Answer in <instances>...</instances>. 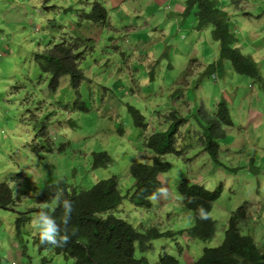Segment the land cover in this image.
Instances as JSON below:
<instances>
[{
    "label": "rangeland",
    "instance_id": "obj_1",
    "mask_svg": "<svg viewBox=\"0 0 264 264\" xmlns=\"http://www.w3.org/2000/svg\"><path fill=\"white\" fill-rule=\"evenodd\" d=\"M217 1L225 8L233 3L227 13L234 45L257 63L263 80L233 72L227 61L207 74L218 43L209 26L196 28L195 9L185 12V0H0V183L14 200L0 207V264H72L34 245V193L59 180L86 190L112 176L122 196L131 193L129 166L149 163L152 153L143 138L166 129L164 117L173 109L187 121L177 136L181 155H166L169 170L158 177L166 195L149 209L123 197L115 214L138 231L171 229L170 237L150 242L143 254L149 264L163 254L185 264L221 243L229 213L242 204L247 220L240 232L264 252V0ZM94 2L106 9L104 25L82 17L94 11ZM63 37L82 41L77 63L85 79L76 90L67 75L51 89L50 75L33 58ZM221 97L230 98L233 128L217 140L221 149L214 159L198 138L197 110L203 104L211 110ZM126 105L143 116L144 132ZM98 152L111 162L93 168ZM183 180L209 191L221 185L209 241L178 234L194 222L176 190ZM22 216L26 220L17 226Z\"/></svg>",
    "mask_w": 264,
    "mask_h": 264
},
{
    "label": "trees",
    "instance_id": "obj_2",
    "mask_svg": "<svg viewBox=\"0 0 264 264\" xmlns=\"http://www.w3.org/2000/svg\"><path fill=\"white\" fill-rule=\"evenodd\" d=\"M238 1L240 0H236L237 5ZM185 3V12L191 8L195 9L196 28L209 26L211 37L218 43L217 60L208 64L207 74L212 75L216 67L218 70V67L227 61L233 72L251 79L263 80L257 63L250 56L241 53L234 45L236 37L227 13L228 6L233 5L232 2L227 8L217 0H185ZM92 10L94 11L82 14V17L88 22L104 25L107 19L105 7L99 2H94ZM81 42L78 39L69 42L68 38L63 37L49 50L34 54V61L40 71L50 75L51 89L55 90L58 87L62 76L69 77V83L74 90L85 79L77 63L82 58V52L79 51ZM126 109L133 119L134 126L144 132L146 124L140 112L131 105H126ZM229 113V107L222 97L215 101L211 110L205 109L204 104L197 110L200 118L197 125L202 129L198 131V138L204 151L214 159L221 149L217 140L225 135V128H233ZM164 120L169 123L166 129L153 130L143 138L144 147L152 153L149 163H132L129 166V174L134 180L131 193L125 196L120 194L115 176L97 180L86 190L77 191L66 181L59 180L55 184L45 185L34 193L33 200L37 206L29 210L34 216L41 210L42 204L51 205L57 187L62 188L64 196L73 202V212L68 225L70 242L63 247L42 245L37 234L33 237V242L39 252L51 251L57 256L71 259L72 264H149L143 254L151 249L150 242L161 237H170L171 229L161 231L151 226L138 231L129 222L118 217L115 211L123 197H127L136 207L151 208L152 201L149 197L162 188L158 177L169 170L166 155H181L182 147L178 143L177 136L180 127L187 119L173 109ZM110 162L107 153H93V168L104 167ZM175 186L184 208L192 212L194 219L192 226L179 229L178 234L185 233L192 241L211 240L215 233V222L210 217V212L214 202L221 195V185L209 191L198 184H188L183 180L176 182ZM13 203L10 188L5 183H0V207L7 208ZM200 206L207 212V219L201 220L197 217V209ZM243 207L245 206L241 204L229 213L223 239L217 247H204L198 258L185 264H264V252L260 251L251 237L240 232L243 222L247 219V211ZM48 211L51 212V207ZM51 214L63 231L62 207H56ZM29 218L31 217L27 216L28 220ZM25 220V216L17 217L15 223L18 226ZM73 228L76 229L75 235H71ZM156 264H179V262L175 257L163 254L159 256Z\"/></svg>",
    "mask_w": 264,
    "mask_h": 264
},
{
    "label": "clouds",
    "instance_id": "obj_3",
    "mask_svg": "<svg viewBox=\"0 0 264 264\" xmlns=\"http://www.w3.org/2000/svg\"><path fill=\"white\" fill-rule=\"evenodd\" d=\"M158 195H166V189L161 188L157 190V192L151 194L149 199L152 202H156ZM49 207L50 205L47 203L41 205V210L33 217L31 226L37 231L40 244L63 247L64 245L68 244L71 239L68 225L73 212V202L64 196V190L62 188L57 187L54 198L51 201V212H54L56 207H62V223L64 225L63 231L61 226L56 222L54 216L50 211H48ZM196 214L201 220L208 218V214L202 206L197 209ZM75 232L76 229L73 228L71 235H75Z\"/></svg>",
    "mask_w": 264,
    "mask_h": 264
},
{
    "label": "crops",
    "instance_id": "obj_4",
    "mask_svg": "<svg viewBox=\"0 0 264 264\" xmlns=\"http://www.w3.org/2000/svg\"><path fill=\"white\" fill-rule=\"evenodd\" d=\"M161 1V0H160ZM230 8V7H229ZM231 10H233L232 8H231ZM178 12L180 13L181 11L178 9ZM181 14H182V12H181ZM176 20V19H175ZM162 32H163V30H162ZM160 38V37H159ZM159 38L157 39V41L159 40ZM151 46V45H150ZM225 97V96H224ZM224 97H222V98H224ZM225 99V98H224ZM229 100H230V98H228V99H226V103H230L229 102Z\"/></svg>",
    "mask_w": 264,
    "mask_h": 264
}]
</instances>
